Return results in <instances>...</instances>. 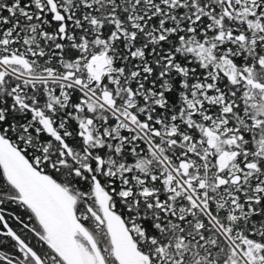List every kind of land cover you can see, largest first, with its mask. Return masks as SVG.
Returning <instances> with one entry per match:
<instances>
[{"label":"snow or ice","instance_id":"6c2138e0","mask_svg":"<svg viewBox=\"0 0 264 264\" xmlns=\"http://www.w3.org/2000/svg\"><path fill=\"white\" fill-rule=\"evenodd\" d=\"M0 264H264V0H0Z\"/></svg>","mask_w":264,"mask_h":264}]
</instances>
